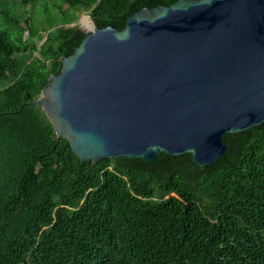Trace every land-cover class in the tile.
<instances>
[{"label":"trees","instance_id":"16d2710c","mask_svg":"<svg viewBox=\"0 0 264 264\" xmlns=\"http://www.w3.org/2000/svg\"><path fill=\"white\" fill-rule=\"evenodd\" d=\"M175 1L63 0L117 29ZM82 37L59 26L19 46L0 28V264H264V124L225 134L226 154L204 167L189 153L84 162L55 144L29 102Z\"/></svg>","mask_w":264,"mask_h":264},{"label":"water","instance_id":"95a60500","mask_svg":"<svg viewBox=\"0 0 264 264\" xmlns=\"http://www.w3.org/2000/svg\"><path fill=\"white\" fill-rule=\"evenodd\" d=\"M92 20V19H91ZM83 30L39 106L84 162L191 154L264 124V0H176Z\"/></svg>","mask_w":264,"mask_h":264},{"label":"rangeland","instance_id":"374dc122","mask_svg":"<svg viewBox=\"0 0 264 264\" xmlns=\"http://www.w3.org/2000/svg\"><path fill=\"white\" fill-rule=\"evenodd\" d=\"M0 9V28L7 31L19 46L21 40L29 39L39 48L47 32L59 26H78L82 31L93 27L88 11L70 7L63 0H30L26 4L17 0H0ZM29 30L33 33L30 38ZM34 54L38 55L37 52ZM4 85L0 82V87Z\"/></svg>","mask_w":264,"mask_h":264},{"label":"bare ground","instance_id":"6f19581e","mask_svg":"<svg viewBox=\"0 0 264 264\" xmlns=\"http://www.w3.org/2000/svg\"><path fill=\"white\" fill-rule=\"evenodd\" d=\"M91 21H92V20H91ZM92 24H93V22H92ZM93 27H94V26H93ZM93 27H92V28H93ZM92 28H91V29H92ZM89 30H90V29H89Z\"/></svg>","mask_w":264,"mask_h":264}]
</instances>
